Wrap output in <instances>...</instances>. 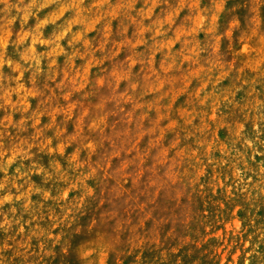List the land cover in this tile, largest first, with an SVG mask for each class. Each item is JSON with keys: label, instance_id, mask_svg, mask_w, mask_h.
I'll use <instances>...</instances> for the list:
<instances>
[{"label": "rangeland", "instance_id": "rangeland-1", "mask_svg": "<svg viewBox=\"0 0 264 264\" xmlns=\"http://www.w3.org/2000/svg\"><path fill=\"white\" fill-rule=\"evenodd\" d=\"M0 264H264V0H0Z\"/></svg>", "mask_w": 264, "mask_h": 264}]
</instances>
